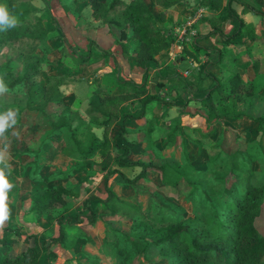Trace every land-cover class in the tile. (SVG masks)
Returning a JSON list of instances; mask_svg holds the SVG:
<instances>
[{"label":"crops","instance_id":"1","mask_svg":"<svg viewBox=\"0 0 264 264\" xmlns=\"http://www.w3.org/2000/svg\"><path fill=\"white\" fill-rule=\"evenodd\" d=\"M49 1L52 16L44 18L42 23L48 30L43 40L45 48H38L34 53L46 62L38 80L51 82L61 92L63 106L70 110L71 130L48 137L50 131L47 128L31 144L27 134H22L27 123L24 113L41 114L23 109L26 106L23 92L8 93L13 100L0 103V116L9 112L14 114L10 126L0 136V155L4 161L0 168L11 185L5 202L8 218L0 228V241L4 239V243L0 242V259L11 244L22 241L9 228H16L26 235L43 234L47 239L57 237L59 229L63 228V243H51L42 261L59 264L57 255L62 250V254L66 252L71 258L66 264H75L72 258L84 259L82 247L86 243V233L100 247L111 228L117 229L114 233H121L120 228L124 225L122 221L96 219L94 225L87 226L89 210L83 209L84 200L89 197L106 199V178L108 188L116 196L133 199L136 195V189L124 178L135 179L142 168L119 165L116 160L123 164H148L151 162L147 160L149 153L158 159L167 148L178 145L180 150L190 151V156L199 157L201 169L204 165L201 159L207 151L204 142L211 138L220 142L223 127L237 131L248 145L258 140L257 119L264 115V60L254 57V47L264 41V0H217L213 5L207 4L206 0H177L166 8V19L160 25L168 30L172 43L156 56L158 65L148 70L145 89L147 94L156 95L160 100L146 104L142 103L145 95H131L130 84L141 85L143 73L132 70L133 53L127 45L124 51L116 44L120 31L116 28L111 31L86 2ZM144 1L154 15L163 10L164 0ZM228 3L243 21L242 32L231 38L229 36L236 31L238 23L227 16ZM90 41L94 44L87 56ZM210 74L221 82L234 74L241 76L245 87L251 90L236 98L233 96L235 111L252 119L221 117L216 121L209 118L202 99L214 85ZM98 90H101V98L96 102L93 99ZM242 103L251 106L245 108ZM7 105L17 107L5 109ZM51 107L61 108L49 105L48 114H52L48 112ZM91 108L93 115L88 113ZM210 122L213 127L208 131ZM122 127L124 131L119 135ZM186 129L188 133L189 130L199 131V140L185 136L183 131ZM174 130L176 142H167L166 136ZM93 139L97 142L117 139L118 148L110 146L108 149L111 157L106 168L102 167L100 148L91 147ZM123 148L128 149L125 155ZM108 169L122 175L107 174ZM66 171H72V174L66 178H52L57 172ZM146 178L156 188L161 187L159 173L149 170ZM59 186L70 188L72 192V196L66 198L65 209L43 214L31 209L34 197L46 188ZM89 206L98 216L108 213L97 200L91 201ZM3 212L0 208V214ZM78 215H81L80 221H76ZM58 216H61L60 222ZM99 223L104 227L103 237L95 231ZM127 224V234H131L135 223L128 221Z\"/></svg>","mask_w":264,"mask_h":264},{"label":"trees","instance_id":"2","mask_svg":"<svg viewBox=\"0 0 264 264\" xmlns=\"http://www.w3.org/2000/svg\"><path fill=\"white\" fill-rule=\"evenodd\" d=\"M80 1L86 2L93 10L94 15L106 23L111 31L114 28L118 29L120 36L116 39V44L120 45L124 51L127 50V45L129 51L133 53L132 70L143 73V83L141 85L131 83V95H145L142 102L144 104L159 101L160 99L156 95L147 94L145 84L149 68L158 65L156 56L172 43V37L168 30L160 24L166 19V8L177 0H164L163 10L157 15L152 13L144 0H132L129 4L122 0ZM206 1L207 4L213 5L217 0ZM6 7L10 16L14 17L17 22H22L29 16V11L18 9L13 0ZM252 10L257 14H262L255 8ZM227 16L233 17L238 23L236 31L229 36V38L236 37L242 32L243 21L229 8V3ZM36 25L42 32L39 36L34 35L33 32L26 34L25 30H21L22 34L13 37L7 32L12 27L0 31V46L5 39L16 46L29 40V48L25 51V55L32 58L30 63L24 66V70L19 72V76L14 77L11 74L13 71L9 68L8 63L0 65V73L6 71V76L11 79L6 87L8 93L23 91L26 98V106L23 109L39 113L46 118V121L48 120L49 137L71 130L70 110L63 106L62 94L56 86H53L51 82L45 83L38 80V76L44 68L43 59L33 55L48 30L43 27L41 22H37ZM93 44L92 41L89 42L87 56L91 53ZM99 51L107 54L104 50ZM210 78L214 85L202 99L208 108L210 119L215 118L216 121L221 117L239 120L252 119L244 113L235 111L234 98L250 93L251 90L245 87L239 74L230 76L224 82L212 74H210ZM100 92L101 90H98L94 95L93 100L96 102L101 98ZM233 96L235 97L233 98ZM229 103L230 108H228ZM49 105L61 106L53 119H50V114L46 111ZM14 107L17 106H4L5 109ZM93 111L91 108L88 113L93 115ZM257 121H259V138L249 145L245 144L244 139L237 131L223 127L218 145L205 151L208 160L204 162L201 169H192L188 165L183 167L180 163L156 164L151 161L148 164L142 162L123 164L116 160L119 165L142 168L140 175L135 179L124 178L127 184L136 189L135 197L126 199L116 196L108 188L106 178V199L89 197L84 200L83 209L89 210L87 217L90 226L94 225L98 217L104 221L126 219L135 223L134 228L137 229L138 234H135L133 229L131 234L119 233V241L110 242L104 239L101 248L98 247L99 252L102 251L105 254L104 248L112 247L113 252L110 255L115 264L130 258L129 264H132L134 258L144 254L147 249L157 251L161 256L167 258V264H264V236L255 226V220L261 211V201L264 198V167L258 180L253 181L255 164H259L258 162L264 164V115ZM123 131L122 127L119 135ZM175 133L176 130L171 131L166 136V141L176 142ZM116 140L97 142L93 139L90 143L93 149L96 146L100 148L103 159L102 167L104 168L108 167L107 162L111 157L108 151L109 147L118 148ZM123 149V155L127 154L128 149ZM183 149V155L187 157L190 151ZM184 169L185 171L190 170L191 174H185ZM149 170L160 174L161 187L156 188L146 178V172ZM116 173L121 174L117 170L108 169L107 172L110 175ZM71 174L72 171L57 172L52 178H66ZM141 183H148L154 188V191L147 192L141 189L139 187ZM168 188L173 189L175 194L168 195L165 192ZM145 194H148L149 198L144 208L140 209L136 205L138 197ZM70 196H72L70 188L61 186L46 188L42 194L33 198L31 209L37 214L58 212L67 206L66 198ZM94 200L102 203L108 213L98 216L89 206V203ZM175 201L190 205L189 214H183V208L186 209V206L181 204L182 208L179 210L180 206L176 205ZM167 204L170 205L169 212L173 214L171 221L167 224L158 222V225L145 222L144 219L149 218L155 209H159L161 214L167 210L165 209ZM80 216L76 217V221L81 219ZM59 218L61 216L57 217L58 222H60ZM140 227H142L141 230H139ZM9 229L16 232L17 235H24L16 228ZM24 237L27 242L23 243L18 250L15 249L16 245L11 244V247L2 255L0 264H43L44 252L49 250L52 242L63 243L65 232L63 228H60L59 235L50 239H47L43 234H25ZM85 239L89 245L95 246L94 240L88 233H86ZM1 241L4 243V239ZM82 255L85 261H79L78 264H104L99 257L87 252L86 248L82 250Z\"/></svg>","mask_w":264,"mask_h":264},{"label":"rangeland","instance_id":"3","mask_svg":"<svg viewBox=\"0 0 264 264\" xmlns=\"http://www.w3.org/2000/svg\"><path fill=\"white\" fill-rule=\"evenodd\" d=\"M11 0H2L0 2V4H4V5H8L10 4ZM14 4L16 5V7L20 10L24 9L26 11H29V16L23 20L22 22H17L16 25L14 27H12V29H9L7 32L10 34V36L16 37L20 34H22L21 30H25V33H30L34 35L37 34V36L41 35L42 32L38 29V26L36 25V23H43L44 18L48 17V16H52L51 15V7H50V1L49 0H13ZM65 3L69 4V0H65ZM16 31H13V30ZM29 40H25L23 44L20 45H12L10 44V42L8 41V39H5V41L1 44L0 46V65L8 63L9 64V68H11V70L13 72H11V74L16 77L19 76V72L24 70V66H26L27 64L30 63L31 61V57H27V55H25V51L29 48ZM45 41H42V43L40 44L39 48L44 49L45 47H43L45 45ZM37 50V49H36ZM36 52V51H35ZM254 54H255V58H257L260 61L264 60V41H262L260 44H256L254 47ZM34 56V55H33ZM43 59V65L44 68L46 66V62H45V58ZM0 81L3 82L4 87L6 88L7 85L9 84V82L11 81V79L6 76V71H2L0 73ZM86 91L88 92V85H86ZM23 92V91H20ZM21 95V94H20ZM13 97V96H12ZM12 97L10 95H8L7 89L5 92H3L2 94H0V103H6V102H10L12 101ZM17 98H15L16 100ZM244 105L245 108H248L251 106V104H241ZM59 107H51L50 110H48L49 113L52 112V114H50V119H53L54 115L56 114V112L58 111ZM228 108H230V103L228 104ZM250 109V108H249ZM248 109V110H249ZM158 111V110H157ZM25 115V121L27 122L24 125V131L22 132V134H27V140L29 141V143L32 144V141L38 140L40 135L42 134V132H44V130H46L48 128V124L46 121V118H44L41 115H35L34 113L29 114V113H24ZM28 115V116H27ZM49 123V122H48ZM213 125L210 122L208 124V131L210 130V128H212ZM203 130V129H202ZM206 130V129H204ZM188 130L186 129L185 132L183 131V133L185 134V136H188V138L192 139V140H199L198 138H200L199 135V131H190L189 133L187 132ZM216 141L215 138H211V140H207L204 142V144L207 146V149H211L213 147H215L216 145H218L219 141H216V143H214ZM199 142V141H198ZM246 144V143H245ZM180 148L178 145H172L171 147L167 148L164 152L161 153V156H159L158 159H155L152 155V153H149L147 156V160H151L156 164H163L166 162L169 163H180L182 164L183 167L191 166L192 169H197L199 168V157L197 156H190V154L187 155V157H185L183 155L184 153V149L182 148L180 151ZM180 154V155H179ZM180 156V158L178 157ZM207 161L208 157L207 156H203V159H201V161ZM259 164H255L254 167V178L253 181L255 182L256 180H258L259 176L261 175V170L264 167V164L262 162H258ZM261 165V166H260ZM185 174H191L190 170H186L184 169ZM210 178V177H209ZM141 189L146 190L147 192H153L154 188H152L148 183H141ZM165 192L168 195H173L175 194V191L173 189H166ZM149 198L148 194L142 195L138 197V203L136 204L140 209H143L144 206L147 204V199ZM176 205H179L180 207H178V209L180 210L183 206H186V209L183 208V214H189V211L191 210L190 205H185L186 203L184 202L182 203H177V201L174 202ZM182 204V205H181ZM67 207V206H66ZM65 207V208H66ZM153 207V205H152ZM64 208V209H65ZM165 210L162 214L159 213V209H155L152 213L151 216L148 218H145V222L150 223V224H154V225H158V222H164L163 224H167L169 221H171L173 219V214H171L170 211V205H165ZM105 216V215H103ZM103 222H107L104 221L101 218H97ZM80 221V219H79ZM84 220H81V222H83ZM120 221L124 222V225H122V227L120 228L121 233L126 234L128 232V228L129 225L128 220L126 219H121ZM87 226H90L89 224H87ZM86 226V227H87ZM255 226L257 227L259 233L264 236V198L261 201V211L260 214L257 216L256 220H255ZM84 227V226H83ZM135 226L132 227V232L133 229L135 231V234H138L137 229L134 228ZM142 227L139 228V230H141ZM86 230H88V228H86ZM92 231V229L90 230ZM95 231H98L99 234L103 237L104 234V227L102 224H98V226L95 228ZM111 232L106 233L104 236H108L105 237L104 239L109 240L110 242H116L119 241V232L118 233H114L117 232V229H110ZM89 234V233H88ZM21 240L20 242L17 243V245L15 246V249L18 250L19 247L22 246V244L24 243L25 240V234L24 235H19ZM90 236V235H89ZM65 238V237H64ZM63 238V240H64ZM113 241H111V239H114ZM123 241V240H121ZM2 242V241H0ZM52 243H58V242H52ZM68 247V245H67ZM83 249L86 248L87 252L92 253L93 256H97L99 257L102 262L104 264H115L114 259H112V256L110 254H112V247L106 249L104 248V252L105 254H103V252H99V248L95 243L94 245H89L86 243L85 245L82 247ZM101 248V247H100ZM60 249V248H58ZM99 249V250H98ZM147 249L146 252H144V254L140 255L139 257H135L134 258V262L132 264H167V258L161 256L157 251L154 250H149ZM62 251V250H61ZM60 250L59 255H57V257H60V261L59 264H66L67 261H70V255H68L66 252L64 254H62ZM47 256L46 252L43 254V259L44 256ZM55 257L52 258V261H55ZM82 262L85 261V259H82ZM72 260H74L75 264H78L77 262H79V258L75 259L72 258ZM131 258L130 259H124L121 260L119 264H129ZM263 261H264V257H263ZM118 262V260H117ZM43 264H46V262H43Z\"/></svg>","mask_w":264,"mask_h":264},{"label":"clouds","instance_id":"4","mask_svg":"<svg viewBox=\"0 0 264 264\" xmlns=\"http://www.w3.org/2000/svg\"><path fill=\"white\" fill-rule=\"evenodd\" d=\"M17 21L14 17L10 16L9 11L4 4H0V31H5L7 28L14 27ZM6 91L3 82L0 81V94ZM13 113L9 112L4 116H0V136L6 131L10 126V121L13 119ZM3 157L0 155V163H3ZM11 185L5 178V173L2 168H0V208L4 209L3 214H0V228L3 227L4 221L7 220V190L10 189Z\"/></svg>","mask_w":264,"mask_h":264}]
</instances>
